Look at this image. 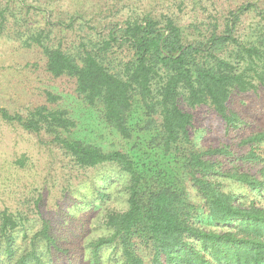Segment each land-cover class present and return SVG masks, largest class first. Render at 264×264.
I'll list each match as a JSON object with an SVG mask.
<instances>
[{"label": "trees", "instance_id": "obj_1", "mask_svg": "<svg viewBox=\"0 0 264 264\" xmlns=\"http://www.w3.org/2000/svg\"><path fill=\"white\" fill-rule=\"evenodd\" d=\"M9 2L16 11L27 7L23 0ZM7 4L0 5V33ZM250 9L259 22L241 34L240 17ZM208 17L212 21L204 31L193 24L201 35L190 39L172 16L148 9L104 22L106 35L82 37L74 52L61 41L43 43L50 31L33 35L46 59V72L73 79L77 96L98 108L103 123L122 138L131 137L130 112L135 105L141 108L143 118L136 127L148 134L151 150L181 162L178 181L183 189L168 183L166 174L137 170L127 152H104L72 138L68 134L76 124L66 109L41 105L24 116L2 107L1 120L49 135L75 165H106L112 172L92 183L93 199H83L93 209L103 207L105 229L87 241L85 259L81 261L80 249L74 248L70 257L60 247L47 219L29 235L15 214L2 210L0 264H57L64 253L68 264H264V156L259 152L264 127L241 140L246 150L229 144L199 149L191 141L189 110L210 106L226 131L237 129L238 117L228 107L232 94L264 86V8L240 4L221 16V29L215 15ZM45 94L48 101L58 99ZM239 163L248 169L240 171ZM250 164H256L262 179L250 173L255 168ZM114 182L113 194L108 185ZM109 199L115 204L106 206ZM20 232L24 244L17 243Z\"/></svg>", "mask_w": 264, "mask_h": 264}, {"label": "rangeland", "instance_id": "obj_2", "mask_svg": "<svg viewBox=\"0 0 264 264\" xmlns=\"http://www.w3.org/2000/svg\"><path fill=\"white\" fill-rule=\"evenodd\" d=\"M23 1L26 9L16 11L12 2L7 4V0H0L1 6L9 5L0 33V108L24 116L41 105L66 109L76 124L68 134L72 138L100 147L104 152H127L137 170L148 174L156 171L166 174L168 183L183 189L178 181L181 162L171 155L151 150L147 145L148 134L136 127L143 118L141 108L135 105L130 112L128 124L132 128L131 137L122 138L103 123L98 108L87 106L77 96L73 79L67 76L52 77L46 72L42 48L32 37L50 31L49 38H43V43L61 41L64 49L74 52L79 49L82 37L96 40L98 34L106 35V28H101L104 22L141 15L151 9L154 13L172 16L189 31L191 39L200 37L199 31H204L212 21L209 14L218 18L221 29V16L226 15L228 10L248 2L264 8V0ZM259 19L252 9L244 12L240 17L239 33L248 34ZM46 20L51 24L46 25ZM58 21L63 22L61 31ZM193 24L199 26L200 30H194ZM123 54L127 53H119L120 56ZM46 91L58 99L48 101ZM228 107L238 117L237 129L229 132L210 106L189 109L193 114L190 131L193 145L205 149L208 146L229 144L238 151L246 150L241 140L264 127V86H259L255 92L233 93ZM259 152L264 156V144L260 145ZM251 165L255 168L250 173H256L258 178L263 177L257 171L256 164ZM248 167L238 164L240 171ZM111 169L106 165L81 168L50 142L49 135H35L17 124H8L0 119V212L7 210L15 214L26 226L29 235L47 219L57 235L60 247L67 248L70 257H74L73 250L77 248L81 250V261L85 259L87 241L105 233L101 222L103 207L100 205L93 209L84 205L83 199H93L92 183L110 174ZM108 187L112 192L117 184L114 182ZM112 199L107 201L106 206L115 204ZM196 215L204 218L202 213ZM21 238L20 232L17 234V243L24 244ZM57 264H68L65 253Z\"/></svg>", "mask_w": 264, "mask_h": 264}]
</instances>
